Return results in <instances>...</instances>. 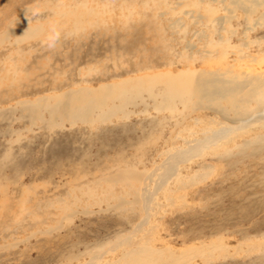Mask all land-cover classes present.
I'll return each mask as SVG.
<instances>
[{
	"label": "rangeland",
	"instance_id": "1",
	"mask_svg": "<svg viewBox=\"0 0 264 264\" xmlns=\"http://www.w3.org/2000/svg\"><path fill=\"white\" fill-rule=\"evenodd\" d=\"M38 24L32 40H0V264H118L139 245L167 255L218 239L227 251L184 264H264V116L237 129L228 103L166 110L148 93L88 124L41 107L124 71L264 80V0H0V35ZM224 129L155 190L172 157ZM133 168L147 177L113 181Z\"/></svg>",
	"mask_w": 264,
	"mask_h": 264
},
{
	"label": "bare ground",
	"instance_id": "2",
	"mask_svg": "<svg viewBox=\"0 0 264 264\" xmlns=\"http://www.w3.org/2000/svg\"><path fill=\"white\" fill-rule=\"evenodd\" d=\"M43 30L44 26L42 24H38L33 27L9 29L3 35H0V40H4L8 37H12L14 41L16 40L15 42L32 40ZM142 69L143 68L140 67V70ZM124 72V74L120 73L119 78L118 75L114 74L109 76V79L112 80L113 78L111 83L101 84L98 87L93 88H77L52 96L50 97L51 101L53 100V105L51 106L47 104L48 100L42 104V99H36L35 102H30V104L36 107H39L42 104L41 107L44 108L48 106L47 108L50 110L49 116L53 120L52 123H56L58 119H63L71 121L72 123L75 121H83L88 124L93 122L92 119L94 116L92 115H95V112L98 113V118L100 117L105 119V117L107 118L111 112L114 113L116 111L117 108L115 107L117 102L123 103L127 99L129 101L130 97L135 98L139 97L141 93H148L150 98L151 96H161V98H163L162 101L168 104V106L175 101L174 99H178L183 105V108H191V110H194L195 108L198 109L201 106H209L213 110L220 112V104L223 102L228 103L236 110L239 117L241 116L238 120L234 121V123L237 124V129L247 127V125L255 119L260 121L263 120L264 80L262 79L261 74L254 75V72H247L244 76L238 74L237 71L235 72L227 68L223 70L216 69L213 71H196L188 68V70H182L177 73H172L170 71L157 73L155 71L150 74H137L135 76L121 79L120 77H122V75L129 73L128 71ZM156 88H158V91L153 92ZM251 102H255L257 106L252 109H248V111L242 109L248 106ZM124 108H126V106ZM170 108H172V106L165 107L166 110H170ZM110 116H108V118ZM94 119H96V117H94ZM228 129L227 131L225 129L221 130V132L217 133L214 138L212 137L206 139L204 143L207 147L204 146V148L199 149V151H181V153L177 156V159L173 160V157L171 158L173 162H176L175 164H173L169 159L172 165H170V162L165 165L164 168L166 171L158 176L160 181H156L153 184L155 186V190L161 188L158 186L160 184L162 185L166 178L175 173L174 171L176 170L179 162L186 160L189 161L190 158L193 157V153H197L194 154V156L200 154L202 155V151L204 149H209V146L214 145L213 143L217 142V140L224 138L225 134L229 132ZM200 144L203 145L202 142ZM196 146L198 145L196 144ZM141 174V172H137L134 168L133 170L125 169L120 171L119 174H116L113 181L123 182L132 187L135 182H140V180L143 179L142 177L145 174H143V176ZM146 194L148 196L149 193L146 192L144 195ZM136 202L139 201L136 200ZM145 202H147V204ZM140 204L141 208H144L145 204L146 209L150 207V205L148 206L147 199L141 201ZM147 214V210H145L144 217ZM140 225L141 223H139L137 227ZM137 227L134 232L137 231ZM128 242H130L129 238L120 242L121 244L119 245L123 246L128 244ZM213 251L225 252L227 251V247L222 246L220 240L218 239L212 240L208 244H201L200 246L188 248L178 253L174 252L165 255L160 250H154L146 245H139L136 250L132 249L125 251L122 258H120V263L118 264H184L185 261H187L186 259L189 257L193 258V256H203L205 258L206 256L212 255Z\"/></svg>",
	"mask_w": 264,
	"mask_h": 264
}]
</instances>
